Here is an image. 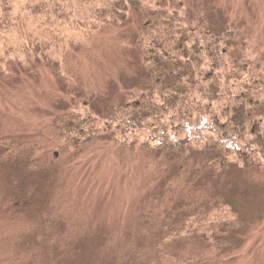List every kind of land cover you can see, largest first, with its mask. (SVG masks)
<instances>
[{"label": "trees", "instance_id": "1", "mask_svg": "<svg viewBox=\"0 0 264 264\" xmlns=\"http://www.w3.org/2000/svg\"><path fill=\"white\" fill-rule=\"evenodd\" d=\"M11 1L0 0V32L24 29L18 71L44 68L70 97L51 123L60 146L46 158L50 166L98 143L120 155L145 153L156 185L142 217L154 214L164 231L153 264L230 262L237 221L227 189L234 177L264 166V48L245 18L220 0H24L19 18ZM110 32L135 72L128 81L120 76L127 81L120 100L103 106L82 88L77 52ZM132 128L146 133L143 142L114 137ZM164 243H174L173 251Z\"/></svg>", "mask_w": 264, "mask_h": 264}, {"label": "rangeland", "instance_id": "2", "mask_svg": "<svg viewBox=\"0 0 264 264\" xmlns=\"http://www.w3.org/2000/svg\"><path fill=\"white\" fill-rule=\"evenodd\" d=\"M11 2L14 14L23 18L26 2ZM220 3L245 18L264 48V0ZM137 25L131 20L127 29L135 32ZM24 35V29L0 32V264L155 263L157 238L164 231L154 214L150 221L142 217L143 199L156 185L148 155L136 150L120 155L112 145L98 143L74 160L50 166L46 158L60 146L51 123L70 97L60 93L46 69L18 71L25 61ZM122 45L110 32L77 52L82 88L99 96L103 106L120 100L125 82L120 76L128 81L135 72ZM95 128L104 129L100 122ZM124 133L114 137L131 144L146 135L136 136V128ZM227 190L237 222L229 239L233 254L225 264H264V166L234 177ZM174 243L164 246L173 251Z\"/></svg>", "mask_w": 264, "mask_h": 264}]
</instances>
